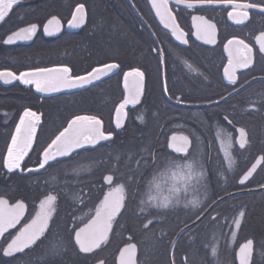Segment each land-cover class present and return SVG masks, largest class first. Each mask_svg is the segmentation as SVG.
<instances>
[{"label":"flooded vegetation","instance_id":"flooded-vegetation-1","mask_svg":"<svg viewBox=\"0 0 264 264\" xmlns=\"http://www.w3.org/2000/svg\"><path fill=\"white\" fill-rule=\"evenodd\" d=\"M166 2L175 23L187 34L188 45L175 40L150 0H18L0 21V72L19 76L39 68L67 66L73 75H86L111 62L119 63L123 71L139 68L144 72L143 94L139 102H129L124 109L116 111L114 126L122 127L131 116L142 138L141 152L151 148L165 154V142L171 135L193 134L201 141L200 148L205 154L203 167L201 156L196 155L191 160L176 159L174 163L145 168L137 181L141 189L137 212H129L125 200L126 207L114 221L107 241L89 254L68 243L65 229L70 230L74 225L83 227L103 200L101 188L106 193L108 186L103 179H95V170L91 179L69 178L73 174L75 177V170L80 169L72 166L54 175L44 173L43 180L24 181L27 186L24 192L31 193L33 186H39L43 195L3 197L10 204L23 201L25 213L0 239V247H6L5 238L14 237L31 222L51 186L63 189L59 194L58 218L43 244L13 257H4L0 252V264H118L121 251L129 244L136 245L137 264H239V250L249 240L253 242L249 264H264V163L248 184L238 185L239 178L264 156V53L259 52L257 43L264 32V13L248 9V19L237 24L230 19L229 12L235 16L242 9L233 4L187 8L176 0ZM248 2L251 0H236V5ZM80 4L85 7L84 22L70 28L72 16L79 15L75 10ZM196 17L215 25L214 43L205 44L196 38V25L201 23ZM53 18L59 21L58 27L49 23ZM32 25L37 26L33 38L31 34L14 45H4L9 36ZM45 26L53 34L45 33ZM229 39H243L252 48L251 66L236 71L238 86L229 85L224 78L229 60L224 45ZM229 47L234 54L236 49L244 52L235 43ZM158 49L167 51L166 64L156 59ZM5 79L0 77V108H25L19 121L26 109L39 116L31 148L23 157L21 168L6 170L31 174L27 169L37 165L29 162L28 157L44 121L42 109L58 105L56 99L64 94L44 96L36 91L34 84L12 78H7L6 83ZM113 82L123 89L121 102L130 97L120 70L72 94L83 90L95 93L103 84ZM165 86L167 92L163 91ZM172 96L187 103L178 104L169 98ZM221 97H227V101ZM209 98L220 100L222 106H210ZM225 115L232 124L223 120ZM240 127L245 129L248 142L244 149L238 144L240 134L236 129ZM209 137L217 139V147H208ZM148 139L155 140L158 146L153 149ZM230 173H235L236 181L224 180ZM49 176L52 178L48 179ZM77 196L79 200L75 199ZM191 201L207 205L199 217L194 215L197 209ZM165 203L169 205L167 208L158 207ZM240 211L244 217L237 230L232 220ZM150 219L153 223L145 228ZM53 246L59 250L58 255L53 254Z\"/></svg>","mask_w":264,"mask_h":264},{"label":"snow or ice","instance_id":"snow-or-ice-1","mask_svg":"<svg viewBox=\"0 0 264 264\" xmlns=\"http://www.w3.org/2000/svg\"><path fill=\"white\" fill-rule=\"evenodd\" d=\"M18 3V0H0V21H2L6 14L11 11L13 6ZM153 7L156 8L157 15L161 17L164 22L165 28L171 29V34L180 45H188L189 40L187 34L183 32L179 25L175 23V17L172 16L171 10L168 7L166 0H152ZM177 4H183L187 8H193L197 5H214L219 3L233 4L241 8L242 10L235 16L229 12L230 19H233L237 24H243L248 19V9H258L259 12L264 13V0H251V2L236 5V0H176ZM74 14L72 20L69 22L70 28L79 27L85 19V7L80 4ZM201 23L196 25V38L202 40L205 44H212L216 39V27L214 24L209 23L203 17L194 18ZM50 24L55 23L59 26V21L53 18ZM36 25H32L27 29H22L12 36H9L5 43H12L14 39L28 38L36 31ZM45 33L51 35L53 31L45 26ZM233 43L241 46L244 50L243 53L239 49L235 50L229 46ZM259 44V52L264 53V32L257 38ZM225 51L229 53L228 67L224 69V78L228 81L229 85H237L236 71L238 69H247L251 66L252 48L244 42L243 39H229L224 45ZM167 51L164 49L157 50L156 59L158 62L167 63L165 56ZM120 70L123 74L124 87L129 89L130 85V97H126L120 103L117 112L124 109L129 102H139V97L143 94V79L144 72L139 68H133L130 71H123L121 65L117 62L105 63L102 67H97L86 75H73L70 67L64 66L60 68H39L34 72H22L19 76H16L12 72H0V77H6L5 82H9L7 78L19 79L24 84H34L35 89L39 93H51L61 92L65 89H78L83 88L86 85H93L95 81H100L103 76L109 75V73ZM131 78V80H130ZM164 92L168 89L165 86ZM231 94V90H230ZM175 99L178 104L187 103V101L180 100L177 97H169ZM221 100L227 101V97H221ZM208 104L210 106L221 107L220 100L209 98ZM223 120L228 124H232V120L228 115L223 117ZM39 123V116L31 111L25 110L20 118L19 124L16 127V135L11 138V146L8 148L7 159L5 160V167L11 172L15 169L21 168L23 157L27 154L31 148L34 134L36 131V125ZM240 134L238 141L239 148L244 149L248 143L245 139L246 132L243 127L236 129ZM113 139L112 134H105L102 131V120L94 115H75L72 117L65 128L59 131L58 135L47 145V147L41 150V156L36 162V167L27 169L32 173H47L49 169L58 168L70 165L77 156L82 152L95 151L97 145L101 144V141H111ZM234 138L230 135L229 140ZM223 143V141H221ZM201 141L196 135H171L170 139H166L165 148L166 153L160 154L153 151L151 148L142 150L136 157L135 170L132 172V176L140 175L145 168H156L163 163H174L176 159L191 160L196 155L201 156L203 167L204 153L200 148ZM232 145L230 144V147ZM259 163H264V156H261ZM192 167L191 164L188 165ZM257 165H253L252 169L245 172L239 178V184L245 185L246 181L252 176ZM83 169H76V173L79 174ZM205 173H201V179H205ZM103 183L108 186L107 192L101 188L100 194L103 195V200L100 205L95 209V215L90 216L88 222L83 227L74 225L68 232V243H73L74 247H78L79 252L89 254L95 249L101 248V246L107 241L109 233L112 231L113 223L116 217L121 214V210L126 207L125 200L129 194L130 185L132 181L128 176L121 175L119 169L111 171L110 174L103 176ZM207 191L206 183L203 185ZM63 189L58 186H51L48 192L44 193V198L39 202V210L35 213V216L31 219V222L26 224L14 237L5 238L6 247H0L4 257H13L17 253L27 254L26 249H33L34 246L38 247L48 240L52 234V230L55 226V218H58V200L59 194ZM79 200V197H75ZM192 207L197 209L194 213L196 217H199L200 213L204 211L207 205H203L200 201H191ZM169 205L165 203L158 207L167 208ZM187 207V205H186ZM25 210V203L23 201H17L14 204H10L8 199L0 196V237H4L5 232L9 228L14 227L19 223L20 218ZM143 211V209H142ZM244 217V212L240 211L238 217L233 218L232 224L238 230L241 225V220ZM216 220L217 217H212ZM202 222V221H201ZM153 221L150 219L145 223L144 227L148 228ZM136 250L135 244H129L120 253L119 264H136L134 259V253ZM253 242L249 240L246 244L242 245L239 253V264H249L250 257L252 255ZM53 254L58 255L59 250L56 246H53ZM212 254H216L215 248L212 250ZM102 264V262H101ZM174 264V262H173Z\"/></svg>","mask_w":264,"mask_h":264},{"label":"trees","instance_id":"trees-1","mask_svg":"<svg viewBox=\"0 0 264 264\" xmlns=\"http://www.w3.org/2000/svg\"><path fill=\"white\" fill-rule=\"evenodd\" d=\"M122 98L123 89L118 82H113L109 85L105 83L95 93L93 90H83L79 93L59 96L56 99L59 103L58 105L44 106V109H42L44 121L37 130L33 151L28 160L29 162H37L41 156V150L47 147L51 140L55 138V135H58L59 131H62L67 126L68 121L75 115L97 116L102 120V131L105 134L111 133L113 139L104 141L102 143L103 147L99 145L95 151L82 152L70 165L52 168L48 172L54 175L73 166V168L77 167L83 170L79 172L80 174L75 173V177L74 174L69 177L71 179H91L94 170L95 179H102L103 175H108L111 171L119 169L121 175L128 176L134 181L130 185L126 200L127 210L129 212H137L138 197L141 194V189L137 184L139 175L132 176V172L135 170L136 157L141 153L142 138L131 116L122 127L117 128L114 126V115ZM24 109L23 107L14 106L0 108V196L2 197L43 195L40 191L42 188L39 186H33V192L31 193L23 191L27 187L24 186L23 182L27 180H43V171L25 175L20 172L9 173L5 167L11 138L15 135L16 127L19 124V116ZM14 110L16 111L15 114H13ZM147 141L151 143L153 149L158 146L155 140L148 139ZM207 144L208 147L215 148L217 147V139L209 137ZM162 145L164 148V144ZM47 178L51 179L52 177L49 176ZM224 180L236 181L235 173L227 174ZM87 194H90V192H87Z\"/></svg>","mask_w":264,"mask_h":264},{"label":"water","instance_id":"water-1","mask_svg":"<svg viewBox=\"0 0 264 264\" xmlns=\"http://www.w3.org/2000/svg\"><path fill=\"white\" fill-rule=\"evenodd\" d=\"M151 1V3H152V0H150ZM152 6H153V3H152ZM154 8V7H153ZM154 9H156V8H154ZM163 22V21H162ZM164 23V22H163ZM170 29V28H169ZM171 30V29H170ZM35 32L33 33V36H32V38L35 36ZM8 39V38H7ZM6 39V40H7ZM5 40V41H6ZM20 41V39H14L13 40V42L12 43H5L4 42V45H6V46H11V45H14V44H16V43H18ZM116 71H113V72H111V73H109V75H107V76H103L102 78H101V80L100 81H102V80H104V79H106V78H108V77H110L112 74H114ZM100 81H95L94 82V84H96V83H98V82H100ZM93 84V85H94ZM89 86H92V85H86L85 87H83V88H78V89H65V90H63V91H61V92H51V93H42L44 96H51V95H58V94H69V93H72V92H75V91H78V90H82V89H85V88H87V87H89ZM131 88V87H130ZM130 88L129 89H127L126 91H127V95L128 96H130ZM102 142H104V141H101V143ZM98 146V145H97ZM260 160V158L257 160V162L254 164V165H257V167H256V169H255V171L253 172V174H252V176L249 178V180L248 181H246V183H245V185L246 184H248L253 178H254V176H255V174L258 172V170H259V168H260V166H261V163H259L258 164V161ZM253 167V166H252ZM252 167L250 168V169H252ZM249 169V170H250ZM238 185L240 186V187H243V186H245V185H240L239 183H238ZM24 213H25V210H24ZM24 213L22 214V216H21V218H20V220L23 218V216H24ZM117 218V217H116ZM18 224V223H17ZM16 226V225H15ZM13 228V227H12ZM11 228H9L8 230H10ZM7 232H5V234H6ZM2 237H0V239H1ZM27 250V249H26ZM136 256H137V249L135 250V253H134V259H135V262H136ZM120 257V256H119ZM118 264H119V258H118ZM137 264V263H136Z\"/></svg>","mask_w":264,"mask_h":264},{"label":"rangeland","instance_id":"rangeland-1","mask_svg":"<svg viewBox=\"0 0 264 264\" xmlns=\"http://www.w3.org/2000/svg\"><path fill=\"white\" fill-rule=\"evenodd\" d=\"M7 159V158H6Z\"/></svg>","mask_w":264,"mask_h":264}]
</instances>
